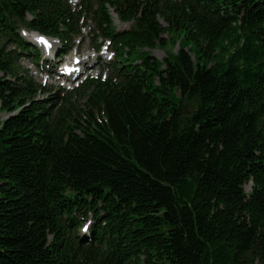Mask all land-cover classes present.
<instances>
[{
	"label": "trees",
	"instance_id": "16d2710c",
	"mask_svg": "<svg viewBox=\"0 0 264 264\" xmlns=\"http://www.w3.org/2000/svg\"><path fill=\"white\" fill-rule=\"evenodd\" d=\"M88 21L108 77L22 64ZM0 112V264H264V0H0Z\"/></svg>",
	"mask_w": 264,
	"mask_h": 264
},
{
	"label": "rangeland",
	"instance_id": "374dc122",
	"mask_svg": "<svg viewBox=\"0 0 264 264\" xmlns=\"http://www.w3.org/2000/svg\"><path fill=\"white\" fill-rule=\"evenodd\" d=\"M70 3L73 5L76 1L75 0H69ZM112 12V9L110 10ZM113 24L117 29H121L122 27L126 28L129 26L128 23H121L116 18H113ZM82 34L74 39V47L70 50V52L63 58L59 60L62 64L57 63L58 59L56 57H52L53 50L49 52V54L43 53V59H45L42 62V66H35L30 62H27L26 60L23 61V65L27 68L29 67L30 72L34 75L36 80L41 81L44 83L48 88H56L57 90L65 89L67 91H71L83 77L86 75L91 77L101 76V78H106L110 75L111 69L106 66L107 61L111 59V54L108 51V47L104 45L101 48L100 52H94L92 50L95 43L101 41V38L97 41L94 37V28L91 22L87 23L86 26L81 30ZM29 35H32L36 37V34L32 32H27V35L25 38L27 40H30L31 37ZM174 37L177 38L176 41L171 38L170 35L163 34V38L165 39V44L162 46H157L153 49H146L143 48V53H149L153 55L156 59L161 61L165 57L166 54H172L176 52L179 48L178 41L180 37L175 33ZM49 40H53L54 44L53 47L59 48L60 42L56 38H50ZM32 42L34 45H37L35 42V39H32ZM40 48L42 46L38 45ZM78 46V47H76ZM110 48V46H109ZM54 49V48H53ZM55 51V50H54ZM95 53V54H94ZM100 54V55H99ZM93 55L94 58H93ZM99 55V56H97ZM81 58V64H79L80 68H83V66L87 67V70L84 71V73L78 75V78L73 82L70 83L67 81V79L61 77L59 79V76L56 74V76L51 75V71L54 68V70H57L58 73L63 72V67L69 65L72 60H75L76 58ZM45 61L50 62L55 65L50 69H48V66L46 65ZM60 64V65H59ZM84 70V69H83ZM49 73V74H47ZM40 96L42 94H39ZM46 96V95H44ZM85 101L86 96L83 94V92L79 94H74L72 96V102L73 104L79 109L80 111L85 108ZM6 114L0 112V119L5 118ZM247 187V186H246ZM253 264H258L257 262H254Z\"/></svg>",
	"mask_w": 264,
	"mask_h": 264
},
{
	"label": "bare ground",
	"instance_id": "6f19581e",
	"mask_svg": "<svg viewBox=\"0 0 264 264\" xmlns=\"http://www.w3.org/2000/svg\"><path fill=\"white\" fill-rule=\"evenodd\" d=\"M55 55H56V54H55ZM99 55H100V54H99ZM99 55H97V56H99ZM75 58H76V57H75ZM80 61H82L81 58H80V59H77V58H76V60H74V62H73V60H72V62H71L69 65L63 67V69L65 70V69H67V68H72V69L76 70L75 65H76L77 63H79Z\"/></svg>",
	"mask_w": 264,
	"mask_h": 264
},
{
	"label": "snow or ice",
	"instance_id": "6c2138e0",
	"mask_svg": "<svg viewBox=\"0 0 264 264\" xmlns=\"http://www.w3.org/2000/svg\"><path fill=\"white\" fill-rule=\"evenodd\" d=\"M36 39H37L40 43L45 44V45H48V41H47V39H46L45 37H43V36H37ZM85 227L87 228V226H85Z\"/></svg>",
	"mask_w": 264,
	"mask_h": 264
}]
</instances>
